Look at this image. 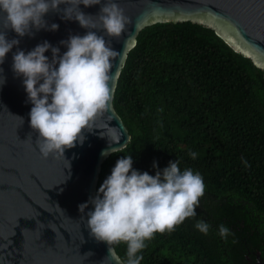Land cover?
<instances>
[{
	"label": "trees",
	"instance_id": "trees-1",
	"mask_svg": "<svg viewBox=\"0 0 264 264\" xmlns=\"http://www.w3.org/2000/svg\"><path fill=\"white\" fill-rule=\"evenodd\" d=\"M114 108L131 140L105 158L96 189L129 154L150 175L153 161L162 170L178 159L205 185L196 216L156 233L140 264H255L259 253L264 261V67L207 24L156 22L128 52ZM198 219L207 234L194 228ZM220 224L230 229L226 239ZM113 245L125 259V245Z\"/></svg>",
	"mask_w": 264,
	"mask_h": 264
},
{
	"label": "clouds",
	"instance_id": "clouds-1",
	"mask_svg": "<svg viewBox=\"0 0 264 264\" xmlns=\"http://www.w3.org/2000/svg\"><path fill=\"white\" fill-rule=\"evenodd\" d=\"M81 4L99 5V11L85 14L79 8ZM50 12L60 14L62 20L74 19L85 33L61 40L66 49L63 53L47 40L28 51L17 47L12 52L11 70L21 78L31 104L28 116L31 132L37 134L35 147L44 158L52 154L65 159V149L83 143L84 133L97 129V118L110 108L111 69L118 52L105 36L119 39L129 18L115 0H0V64L19 44L16 37L32 36L40 29L57 30V23L45 20ZM9 30L14 37L8 38ZM4 82L0 75V85ZM107 129L99 134L107 137L110 145L119 143L118 128L108 124ZM25 140L31 143V135ZM111 148L103 150L101 157L112 154ZM188 155L194 159L197 152L189 150ZM241 161L247 166L243 157ZM132 163V155L119 156L95 193L77 205L79 220L85 222L89 235L106 242L110 253L111 245H125L122 264H140L142 250L156 233L171 232L186 218L195 217L205 188L201 173L190 167L181 169L178 159L170 160L162 170L153 161L156 171L151 175L133 168ZM194 228L207 234L210 225L198 219ZM229 234L226 225H218L221 239Z\"/></svg>",
	"mask_w": 264,
	"mask_h": 264
},
{
	"label": "water",
	"instance_id": "water-1",
	"mask_svg": "<svg viewBox=\"0 0 264 264\" xmlns=\"http://www.w3.org/2000/svg\"><path fill=\"white\" fill-rule=\"evenodd\" d=\"M115 2L129 19L119 39L105 36L118 52L111 69L110 108L97 118L94 125L97 129L84 133L83 143L65 149L69 167L62 155L50 154L44 158L35 147L37 134L31 132L28 116L31 104L21 78L11 70L12 52L17 47L28 51L47 40L63 53L66 49L59 42L70 34L83 35L86 29L74 19L62 20L58 13H47L45 20L49 24L57 23V30L40 29L32 36L16 37L19 44L0 64L3 69L0 75L5 80L0 85V264H122L114 245L110 246V253L106 242L96 241L89 235L85 222L79 220L77 205L96 191L103 161L109 156L102 158L101 152L111 147V153L120 151L131 140L114 108V95L128 52L137 44V36L144 27L172 20L207 24L233 49L264 67V0ZM99 7L79 5L82 12L92 15ZM7 36L12 38L15 33L9 30ZM45 55L51 58L50 51ZM108 124L119 129L116 130L119 143L110 145L107 137L99 134L108 130ZM28 134L32 137L31 143L25 140ZM88 252L91 255L86 256Z\"/></svg>",
	"mask_w": 264,
	"mask_h": 264
},
{
	"label": "flooded vegetation",
	"instance_id": "flooded-vegetation-1",
	"mask_svg": "<svg viewBox=\"0 0 264 264\" xmlns=\"http://www.w3.org/2000/svg\"><path fill=\"white\" fill-rule=\"evenodd\" d=\"M259 261H263V259L261 258V254L260 253L257 255V263H255V264H259Z\"/></svg>",
	"mask_w": 264,
	"mask_h": 264
}]
</instances>
